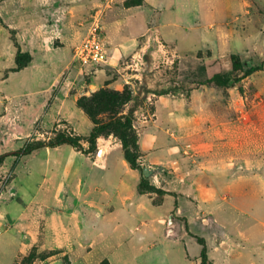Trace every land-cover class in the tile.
<instances>
[{"label":"rangeland","instance_id":"374dc122","mask_svg":"<svg viewBox=\"0 0 264 264\" xmlns=\"http://www.w3.org/2000/svg\"><path fill=\"white\" fill-rule=\"evenodd\" d=\"M179 2L158 9L145 0H0V155H13L0 166V264H71L68 250L43 247L47 221L102 164L100 147L121 144L102 136L90 150L94 123L78 101L126 87L139 164L155 168L147 179L177 199L173 211L153 208L149 229L157 238V217L165 212L168 226L173 214L175 236L168 255L162 245L155 256L142 254L131 227L123 247L104 231L83 237L116 264H192L187 254L201 250L193 236L205 238L214 264H264V69L228 87L209 83L215 74L240 76L232 55L246 68L264 62V0ZM96 22L108 61L83 67L75 50ZM15 43L32 57L20 72L12 71ZM59 134L78 137L82 149L49 147ZM26 146L43 147L18 154Z\"/></svg>","mask_w":264,"mask_h":264},{"label":"crops","instance_id":"0c3cea01","mask_svg":"<svg viewBox=\"0 0 264 264\" xmlns=\"http://www.w3.org/2000/svg\"><path fill=\"white\" fill-rule=\"evenodd\" d=\"M145 1L158 9H163L165 6L167 9H171L174 5L172 3L177 2V0H173L169 4L168 0L166 2ZM178 4L179 6H175L176 8L190 9L180 2ZM123 86L117 89H122ZM120 145L117 143L110 148L103 147L102 164L93 166V171L89 177L81 179L75 184L76 189L68 192V195H64V199L58 202L56 220L49 217L47 221V226L43 232V247L68 250L71 252V264H99L105 259H108L111 264H116L112 252L100 255L98 243L87 242L83 234L87 231L89 233L104 231L105 238L114 236L118 238L119 247H123L129 241L125 233V228L129 229V227L132 228L134 235L139 234L136 240L138 239V248L142 254L160 255L163 252V245L166 249L165 253L168 255L167 241L175 236V232L172 235L168 233L166 213L164 212L157 217L161 229L157 238L152 237L149 219L155 216L153 208L156 205L166 207L165 211L171 209L173 211L174 207L172 206L176 205L177 199L174 196L166 195L165 202L156 203L154 196L140 194L138 191L139 183L138 180L136 181L138 172L133 170L125 161ZM117 151H120V157L112 167L111 161L114 155H117ZM168 203H171V207L167 206ZM87 247L90 248L86 251L85 248ZM200 253L201 250L196 257ZM75 254L79 256L76 258L73 256ZM196 257H191L189 254L186 256L192 264ZM47 264H59V260H49Z\"/></svg>","mask_w":264,"mask_h":264},{"label":"trees","instance_id":"16d2710c","mask_svg":"<svg viewBox=\"0 0 264 264\" xmlns=\"http://www.w3.org/2000/svg\"><path fill=\"white\" fill-rule=\"evenodd\" d=\"M17 48L15 56V68L13 72L24 70L32 61L30 53L24 52L18 43H15ZM233 71L240 73V76L231 78L225 74H215L209 83L218 87H228L231 84H237L244 78L251 76L253 73L264 69V62L257 66L246 68L240 56L232 55L231 57ZM133 95L130 88L126 87L123 91H114L109 89H101L94 93L91 97H83L78 101V105L90 120L94 123V127L88 138L90 150L97 149L99 138L102 136L114 135L122 144L124 159L133 170L141 171L142 179L138 185L140 194L154 193L158 196L174 195V193L163 190L151 184L143 174V167L139 164L140 145L139 136L135 127V109L130 108L127 113L125 106L132 101ZM100 114H108L107 121L100 122L98 116ZM81 140L78 137H73L65 134H59L54 142L49 144V147L56 148L62 145H70L78 150L82 149ZM43 146H26L21 149L18 154L30 155L34 151ZM13 156L12 154L0 155V166L5 160ZM177 205V203H176ZM192 235V234H190ZM193 236V235H192ZM201 246V253L193 260V264H214L208 254V247L205 238L193 236ZM99 264H111L108 259L103 260Z\"/></svg>","mask_w":264,"mask_h":264},{"label":"built area","instance_id":"2783aa9c","mask_svg":"<svg viewBox=\"0 0 264 264\" xmlns=\"http://www.w3.org/2000/svg\"><path fill=\"white\" fill-rule=\"evenodd\" d=\"M98 29L99 24L96 22L87 39L75 50L74 60L83 67L96 66L108 61V51Z\"/></svg>","mask_w":264,"mask_h":264},{"label":"water","instance_id":"95a60500","mask_svg":"<svg viewBox=\"0 0 264 264\" xmlns=\"http://www.w3.org/2000/svg\"><path fill=\"white\" fill-rule=\"evenodd\" d=\"M103 152H104V148H103V147H100V149H99V154H98V155H99V156H102ZM155 171H156L155 168H150V167H148V166H146V167L143 168V174H144V176H145L146 178H149L150 175L153 174ZM172 226H173V216H171V218L168 220V228H169V229H168V233H169L170 235H172L173 232H174Z\"/></svg>","mask_w":264,"mask_h":264}]
</instances>
